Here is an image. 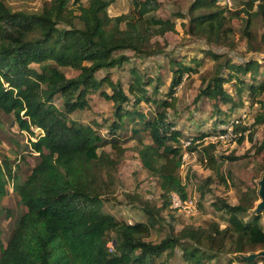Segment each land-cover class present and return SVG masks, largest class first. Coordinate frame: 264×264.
Returning a JSON list of instances; mask_svg holds the SVG:
<instances>
[{"label": "trees", "instance_id": "16d2710c", "mask_svg": "<svg viewBox=\"0 0 264 264\" xmlns=\"http://www.w3.org/2000/svg\"><path fill=\"white\" fill-rule=\"evenodd\" d=\"M114 1L73 0L70 7V0H49L40 11L28 12L14 10L0 0V122L1 113L13 116L19 130L29 133L28 154L35 159L25 176L20 163L27 164V156H3L0 160V200L12 184L18 204L25 207L6 245L0 232V264H165L154 261L175 250L183 240L191 242V246L182 247L187 264L264 262V257H247L264 251V211H254L260 197L257 188L249 187L241 193L236 204L224 199L215 202L218 210L227 213L224 228L218 222L208 228L186 225L176 234L171 226L161 241L146 240L160 220L161 210H177L171 207V194L188 197L180 173L184 153L194 151L205 135L192 138L184 146L181 131L169 120L176 88L186 73L195 71L182 58H170L172 79L166 93L170 98L157 99L160 76L147 74L135 65L129 67L127 89L110 74L97 77L101 70L126 67L127 63L133 64V58L143 60L161 53L152 38L177 29L173 19L156 14L161 0H131L129 12L112 16L109 7ZM220 1L193 0L188 10L189 32L210 42H222L235 30L227 25L231 18L244 15L241 34L251 51L264 53V0L244 1L231 16H227L228 8ZM258 23L263 31L261 45L255 46L252 41L259 37ZM208 54L215 60L222 56L213 51ZM191 62L199 64L200 59L191 58ZM61 68H72L78 74L69 77ZM224 69L227 74H223ZM247 74L250 82L241 77ZM257 77H264V58L263 64L257 58L218 62L216 73L205 80L195 100L207 97L220 122L232 121L234 129L241 132L237 139L242 142L248 127L230 120L226 113L233 111L222 110L219 103L230 104L233 110L244 104L247 91L249 100L263 108L255 117L263 125L257 147L260 152L264 150V80L257 82ZM232 81L238 99L224 86ZM105 85L111 93H100L114 106V120L108 130L115 135L124 122L133 121L142 165L159 181L163 202L159 207L144 204L147 222L132 223L103 212L102 196L118 161L100 147L110 142L120 155L124 148L118 138L108 141L98 128L71 117L76 111L89 109V95ZM148 87L152 88L151 95ZM57 95L62 98V107L54 102ZM144 101L157 104L158 110L151 118L139 109ZM129 102L131 108L125 106ZM143 133L151 137V143L143 142ZM215 147L214 143L204 147L203 162L226 183L220 167L226 160L240 158L229 154L219 160ZM261 172L263 175L264 168ZM224 252L232 254L227 261L213 262Z\"/></svg>", "mask_w": 264, "mask_h": 264}, {"label": "rangeland", "instance_id": "374dc122", "mask_svg": "<svg viewBox=\"0 0 264 264\" xmlns=\"http://www.w3.org/2000/svg\"><path fill=\"white\" fill-rule=\"evenodd\" d=\"M86 1V0H84ZM193 0H161V6L156 12L158 16L163 18H171L176 22V31L167 32L163 36H154L152 41L155 46L162 49V52L143 60L133 58V64L127 63L126 67L113 68L109 70H101L97 73V77H104L110 74L113 80H120L127 89L130 78L129 67L137 66L140 70L147 74L160 76L161 90L156 98H170L166 93L172 79V65L170 58H182L184 62L191 64L195 68L194 72L186 73L182 83L176 88L175 105L168 110L169 120L174 122L175 128L182 133L181 142L184 144L192 138H197L202 134L212 136L216 134L223 125L231 126V122L222 124L220 118L217 117L211 101L207 97L195 100L199 90L205 86V80H209L217 71L218 62L231 59L234 62H243L250 58H257L263 64L264 53L251 51L240 30L244 27L245 17H232L230 24L235 28L234 32L222 42H210L203 36H196L189 32V14L188 10ZM244 1L233 0L232 5H228L224 0L221 4L227 6V16H231V12L239 10ZM5 2L14 10H25L28 12H38L42 6L49 0H5ZM73 0H70L69 6L72 7ZM131 8V0H115L109 7V13L112 16L129 12ZM259 37L253 40L255 46L261 45L260 34L263 27L257 24ZM209 51L221 54L219 60H215ZM131 55V51H126ZM191 58L200 59V63L191 62ZM33 66L38 67L34 64ZM148 68V69H147ZM67 76L72 77L78 74L77 70L72 68H61ZM227 70H223V74H227ZM250 82V76L241 75ZM204 80V81H203ZM264 77H257L256 81L260 82ZM225 88L238 99L235 89V81L225 83ZM105 90L111 93L108 85L103 86L100 91L93 92L89 95L90 108L86 110L76 111L71 117L78 122L91 124L98 128L108 141L112 138L119 139V145L124 148V153L119 154L110 142L102 145L100 151H106L118 162L112 174L109 177V186L106 193L102 196V210L105 213L114 215L118 219L128 222H147L148 214L144 211V204L147 202L151 205L161 206L163 198L161 197V189L158 178L149 173L142 165L138 149L140 146L138 137L133 135L132 128L135 126L133 121L123 123V129L118 130L113 135L108 130V125L114 120L113 101L105 98L100 92ZM149 95L152 94V88L148 87ZM58 107H62V98L57 95L54 99ZM222 110L233 111L229 115L230 120H237L242 125H246L248 130L245 131V138L240 142L237 137L228 138L226 141H217L214 144L215 155L219 158L226 155H234L239 160H226L220 167L227 182H223L217 171L211 170L204 165V147L208 145L209 139L197 145L194 151L184 153L183 165L180 169L183 181L186 183L188 198L193 200L195 208L171 210L166 208L160 211L161 218L152 227L151 233L146 240L159 242L166 237L174 228V232L178 234L186 225L195 227L208 228L214 222H218L221 228L227 225V213L218 210L215 202L218 199H224L229 203L236 204L239 195L245 192L249 187L259 189V180L261 179L262 169L264 168V150L258 151L257 147L262 140L263 125L257 123L255 117L263 111L260 104L252 103L249 100L248 92L244 93V104L233 110L230 104L219 103ZM131 108L132 102L125 104ZM147 118H151L158 110L156 103L142 102L139 105ZM224 115L222 114V118ZM39 133V129H35ZM233 135L241 134L240 131L234 130ZM253 132V138L250 137ZM0 160L3 156L15 159L20 155L27 156V164L21 161L23 176L27 175L31 166L34 165L35 159L28 154L30 136L28 132L20 131L17 124L13 121L12 115L1 113L0 122ZM142 140L151 143L152 139L147 133L142 134ZM228 168L231 169V175L228 174ZM107 176L105 175V178ZM8 192L0 200V232L1 240L6 245L13 229L16 226L19 216L25 211V207L18 204V195L12 188V184L7 186ZM260 202L257 201V205ZM256 205V206H257ZM256 207L254 208L255 211ZM11 212V213H9ZM264 229V222H263ZM114 237L115 234L112 233ZM183 244L177 245L175 250L166 252L154 261L158 263L163 261L165 264H187L183 258V245L191 246L190 241H182ZM231 253L224 252L223 256L214 259L213 262L227 261L231 257ZM259 259L262 256L258 257ZM235 264H238L235 262ZM259 264H264L263 260Z\"/></svg>", "mask_w": 264, "mask_h": 264}, {"label": "built area", "instance_id": "2783aa9c", "mask_svg": "<svg viewBox=\"0 0 264 264\" xmlns=\"http://www.w3.org/2000/svg\"><path fill=\"white\" fill-rule=\"evenodd\" d=\"M225 3L228 5H232L233 0H224ZM233 124V122H232ZM234 127L233 125L228 126V125H223L220 130L212 135V136H206L204 139H209L210 143H215L217 141H226L228 138H233V137H238V134L233 135L234 132ZM191 143V140H188L185 145H188ZM171 207L174 209H190V208H195L193 204V200L190 198H183L179 193L173 192L171 194ZM110 249L113 250V244L110 243Z\"/></svg>", "mask_w": 264, "mask_h": 264}, {"label": "water", "instance_id": "95a60500", "mask_svg": "<svg viewBox=\"0 0 264 264\" xmlns=\"http://www.w3.org/2000/svg\"><path fill=\"white\" fill-rule=\"evenodd\" d=\"M259 196H260V202L258 203V205L256 207V211H261V210L264 211V173H263L261 179L259 180ZM259 256L264 257V251L250 254L247 257L250 259H256Z\"/></svg>", "mask_w": 264, "mask_h": 264}]
</instances>
